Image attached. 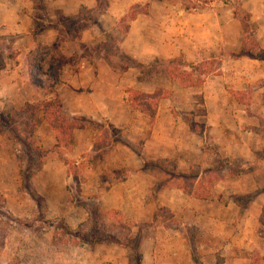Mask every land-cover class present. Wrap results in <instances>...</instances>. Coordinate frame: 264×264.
<instances>
[{
    "label": "crops",
    "instance_id": "1",
    "mask_svg": "<svg viewBox=\"0 0 264 264\" xmlns=\"http://www.w3.org/2000/svg\"><path fill=\"white\" fill-rule=\"evenodd\" d=\"M100 1L0 0V35L12 37L11 53L8 48L0 52V110L19 109L26 102L44 103L59 94L71 114L108 121L123 132L127 143H112L101 160L106 167L123 165L127 175L100 185H110L107 194L119 193L113 208L131 210L135 225L151 229L143 235L144 264H264V158H258L255 150L259 144L264 147V60L229 58L231 67L223 62L221 71L206 76L201 85L175 81L171 93L158 101L153 119L146 115L151 110L143 112L146 125L138 122L141 116L131 91L154 94L160 87L156 81L142 79L134 65L121 71L120 59L113 58V64L111 57L87 59L82 48L72 45L68 54L77 58L63 67L55 92L39 88L30 75L28 54L40 45L55 43L67 54L66 44L72 38L64 41L60 26L64 17H80L89 10L95 17L94 39L111 33L118 36L120 20L142 0H108L102 10ZM159 30L152 15L139 14L117 46L138 63H151L166 57L165 45L172 44L155 38ZM79 37L87 41L83 34ZM101 62L115 69L105 73ZM250 90L251 99L243 101L239 91L247 95ZM41 128L38 144L54 147L53 131L44 136ZM95 142L87 128L76 131L77 164L87 160L89 152L98 153ZM157 162L163 163L158 172L151 170ZM168 163L181 171L179 176ZM94 175L98 186L102 174ZM188 175L193 178L189 186L175 183ZM215 175L221 179L208 185V178ZM240 195L246 199L242 203L235 200ZM162 208L170 215L158 213ZM162 242L166 252L158 253Z\"/></svg>",
    "mask_w": 264,
    "mask_h": 264
},
{
    "label": "rangeland",
    "instance_id": "2",
    "mask_svg": "<svg viewBox=\"0 0 264 264\" xmlns=\"http://www.w3.org/2000/svg\"><path fill=\"white\" fill-rule=\"evenodd\" d=\"M107 3L108 0H101L100 10L104 9ZM84 13L82 18L64 17L60 25L64 31V41L72 39L66 44L67 54L62 53L60 47L62 56L71 62L74 61L77 56L68 54V51L75 45L82 48L87 59H93L96 55L111 57L112 64L115 59H120L121 71L125 65H134L142 73V79L151 80L152 84L156 81L160 90L154 94L145 90L131 91L133 105L141 116L138 121L141 125H146L144 116L149 114L153 119L158 97L170 94L175 81H180L186 86L201 85L206 76L221 71L223 62L227 68L231 67L229 58L238 59L245 56L264 60V0L136 2L125 15H152L156 26L160 28L155 38L172 43L165 45L166 57L145 65L138 63L132 55L117 46L125 34L127 22L120 20L118 27L122 33L118 36L111 33L102 35L101 39H94L92 26L95 17L89 10ZM55 14L60 16L59 12ZM81 34L86 38V42L80 41ZM0 36V52L8 48L7 53H11L12 37L2 34ZM103 37L107 39L106 42ZM97 49L99 54H95ZM242 50L245 51L244 54L241 53ZM239 54L241 56H237ZM51 61V56H47L42 62L45 71L49 70ZM101 66L105 73L111 72L108 63L103 62ZM42 77L48 81L52 79L50 76ZM146 87L152 88L150 84ZM55 90L54 88L47 91ZM252 91H248L247 95L244 91H239L242 100L249 101ZM243 93L245 97L241 95ZM56 97L61 99L60 95L56 94L46 102ZM46 102H26L19 109L4 107L0 110V264H144L143 235L151 229L135 225L131 210L126 212L123 209L122 212L113 208L112 204L120 199L119 193L107 194L105 189L110 185H100L109 178L110 182H119L127 175V168L123 165L118 163L113 167H106L105 162L101 160L108 148L103 145L109 141L106 137L112 139V135L111 132L106 134V127L96 123L108 124L89 116L73 115L68 111L72 116L82 117L80 123L85 125L84 128L92 132L95 141H101L103 146L98 147L97 154L89 152L87 160L77 164L79 150L75 153L73 150L75 134L79 129L74 131V144L70 145L47 121L42 111L34 112L36 104L44 105ZM146 108L151 111L147 112ZM40 128L44 136V132L53 131L57 139L54 147L38 144ZM116 138L114 142L127 143L122 131ZM257 146L255 150L259 153V158H264V147L261 144ZM46 164L48 166L43 170ZM167 165L171 171H175L172 163ZM154 166L151 165V170L158 172ZM95 172L102 174L98 186H95ZM175 172L177 176L181 173L179 170ZM167 175L172 177L170 173ZM192 179L189 175L179 177L175 183L189 186ZM220 179L219 175L209 177L208 185L214 186ZM201 185L207 184L201 181ZM156 190H159L157 185ZM235 200L242 203L246 199L240 195ZM158 213L170 215L166 208H162ZM262 223L264 225V216ZM166 249L165 242H162L158 253H164ZM192 253L194 257L197 256L196 252ZM206 259L202 258L203 261Z\"/></svg>",
    "mask_w": 264,
    "mask_h": 264
},
{
    "label": "trees",
    "instance_id": "3",
    "mask_svg": "<svg viewBox=\"0 0 264 264\" xmlns=\"http://www.w3.org/2000/svg\"><path fill=\"white\" fill-rule=\"evenodd\" d=\"M85 13L82 12L80 15V18ZM137 15H125L121 21L127 22V27L124 29V33L126 34L129 29L130 21L135 19ZM65 19H69L65 17ZM64 20V18H63ZM242 54L245 53L244 50L241 52ZM47 56H51L52 61L50 62L49 70L45 71L44 66H42V62L46 60ZM237 56H241L240 54ZM28 61H29V69H30V75L33 80V82L41 89L49 90L54 89L55 85L57 84L61 71L63 67L70 63L71 60L67 59L62 56L60 46L59 44L55 43L53 45H40L33 49L28 54ZM50 76V81L44 79L42 76ZM132 93V92H131ZM162 98V96H159L157 99V102ZM158 105V103H157ZM29 106V104H28ZM25 107L23 108V111H25ZM36 111H42L47 119L48 122L51 123L52 127L57 131V133L61 136L63 135L66 140L69 141L70 145L74 144V131L77 129L84 128L85 125L80 123L82 120V117L80 116H72L63 106V102L59 97H56V99L46 102L44 105L36 104L34 106V112ZM97 121H94L96 123ZM108 125H101L99 123L98 126L106 127L104 132L109 133L112 139H109L106 137V140H109L106 144H103L105 147H108L111 145L112 142H114L116 138V135L121 133V131L116 128L114 125L109 124L108 121H106ZM104 132L101 133V137L104 135ZM100 146V147H99ZM102 148L101 141L95 142V148L99 149ZM256 155L259 158V153L256 152ZM161 166L160 164L155 165V168H159ZM162 168H165V166H162Z\"/></svg>",
    "mask_w": 264,
    "mask_h": 264
}]
</instances>
